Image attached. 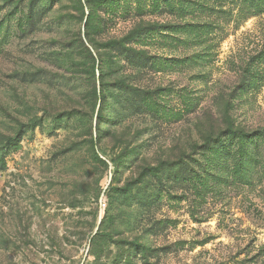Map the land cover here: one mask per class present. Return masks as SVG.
<instances>
[{
    "label": "rangeland",
    "instance_id": "1",
    "mask_svg": "<svg viewBox=\"0 0 264 264\" xmlns=\"http://www.w3.org/2000/svg\"><path fill=\"white\" fill-rule=\"evenodd\" d=\"M0 264H264V0H0Z\"/></svg>",
    "mask_w": 264,
    "mask_h": 264
}]
</instances>
